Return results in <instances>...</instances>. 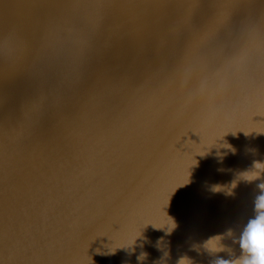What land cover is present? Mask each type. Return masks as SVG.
Masks as SVG:
<instances>
[{
    "label": "water",
    "instance_id": "water-1",
    "mask_svg": "<svg viewBox=\"0 0 264 264\" xmlns=\"http://www.w3.org/2000/svg\"><path fill=\"white\" fill-rule=\"evenodd\" d=\"M237 128L264 130V0H0V264H153L161 236L169 264H208L190 244L238 233L255 190L210 187L264 133L187 168ZM166 215L171 235L98 254Z\"/></svg>",
    "mask_w": 264,
    "mask_h": 264
},
{
    "label": "clouds",
    "instance_id": "clouds-1",
    "mask_svg": "<svg viewBox=\"0 0 264 264\" xmlns=\"http://www.w3.org/2000/svg\"><path fill=\"white\" fill-rule=\"evenodd\" d=\"M237 131H242L245 136L252 131L264 133V130L257 131L255 128L248 131L241 128H237L235 131H224L222 135L217 137L220 140L219 145L213 143L207 146L206 151L202 148L201 152H196L191 158L187 168L186 183L190 182L191 169L198 164L195 159L196 155L204 157L205 155L213 154L217 159H222L228 153H236L237 149L224 137L229 132L235 136ZM210 148H215V152L209 153ZM247 151L253 154L256 153L255 148H249ZM240 182L254 184L255 190L251 194L248 202V211L239 227L238 233L233 235L232 230L228 229L225 234H218L199 243L193 242L189 246L191 250L196 251L198 254L201 251L206 254L209 258L208 264H264V159H254L250 167L236 172L228 185L215 184L210 187V191L213 193L223 192L226 196H232L234 195L233 190ZM166 216L167 220L162 225L156 226L152 221L144 222L126 239L116 243L113 247H109L106 253L98 252V254L112 256L116 254L118 249L128 254L136 253L137 247H143L141 241L147 239L143 232L145 225H151L154 229L162 230L165 235H171L177 229L178 222L174 217ZM225 235H228L235 243V249L232 248L231 244L225 243ZM155 247L160 251L161 255L158 260L153 261V264H169V245L163 236L157 239ZM221 253L226 255H221ZM147 256L148 253L145 251L137 253L135 255L136 264H143ZM174 264H196V261L186 253H180Z\"/></svg>",
    "mask_w": 264,
    "mask_h": 264
}]
</instances>
